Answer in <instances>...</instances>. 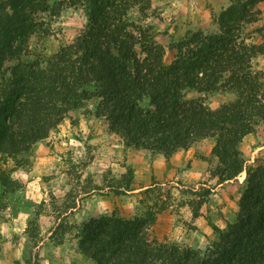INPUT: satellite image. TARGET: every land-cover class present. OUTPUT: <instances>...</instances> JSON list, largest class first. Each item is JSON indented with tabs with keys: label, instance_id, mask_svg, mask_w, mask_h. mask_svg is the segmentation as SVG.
<instances>
[{
	"label": "trees",
	"instance_id": "obj_1",
	"mask_svg": "<svg viewBox=\"0 0 264 264\" xmlns=\"http://www.w3.org/2000/svg\"><path fill=\"white\" fill-rule=\"evenodd\" d=\"M258 1H233L219 17L220 32H189L171 46L177 54L168 62L151 30L129 16L150 0H0L2 155L29 152L71 110L98 99V115L128 147L169 158L211 137L221 183L247 172L236 221L206 250L157 244L148 233L152 218L104 215L81 231L80 249L97 264H264V164L246 167L240 147L264 122V82L252 69L264 41L250 44L237 32L256 20ZM64 6L87 11L84 30L53 55L26 60L31 36L48 33ZM191 90L233 91L236 98L210 109L187 98Z\"/></svg>",
	"mask_w": 264,
	"mask_h": 264
},
{
	"label": "rangeland",
	"instance_id": "obj_2",
	"mask_svg": "<svg viewBox=\"0 0 264 264\" xmlns=\"http://www.w3.org/2000/svg\"><path fill=\"white\" fill-rule=\"evenodd\" d=\"M233 1L150 0L129 16L151 30L170 62L177 54L171 46L189 32H220L219 17ZM252 10L256 20L243 22L237 32L247 43L258 44L264 41V0ZM87 21L84 8L64 6L51 17L48 33L31 36L25 59L53 55L72 43ZM252 69L264 82V54L253 59ZM185 96L201 98L210 109L236 98L223 90H191ZM98 102L92 99L71 110L29 152L0 153V264H97L80 249L81 231L88 219L104 215L152 218V241L196 250L209 248L236 221L247 172L220 182L215 138L194 142L190 159L172 163V156L126 146L107 118L98 115ZM141 104L148 107L149 98ZM240 147L246 167L264 164L263 121Z\"/></svg>",
	"mask_w": 264,
	"mask_h": 264
},
{
	"label": "crops",
	"instance_id": "obj_3",
	"mask_svg": "<svg viewBox=\"0 0 264 264\" xmlns=\"http://www.w3.org/2000/svg\"><path fill=\"white\" fill-rule=\"evenodd\" d=\"M209 140V139H208ZM210 141H213V139H210ZM214 142V141H213ZM211 144V143H210ZM190 151H191V147L190 149H182L177 151L172 157H171V162H175L177 159L180 160V162H185V159H190ZM209 153V152H208ZM160 157V156H158ZM157 157V158H158ZM159 160V159H158ZM187 161V160H186ZM192 164V162H191ZM173 168V167H172ZM192 167H188L187 170L185 172H188Z\"/></svg>",
	"mask_w": 264,
	"mask_h": 264
}]
</instances>
